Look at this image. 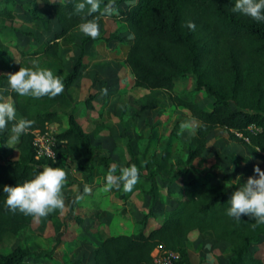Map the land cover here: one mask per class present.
<instances>
[{
	"label": "trees",
	"instance_id": "trees-1",
	"mask_svg": "<svg viewBox=\"0 0 264 264\" xmlns=\"http://www.w3.org/2000/svg\"><path fill=\"white\" fill-rule=\"evenodd\" d=\"M74 2L42 0V5L51 9L58 30L46 41L18 49L17 61L0 38V90L8 93L21 118L35 122L15 142L17 158L12 162L0 161V246L27 229L34 219L7 209L3 186L22 184L32 178L34 170L44 166L64 169L67 156L72 157L81 169L86 168L89 174L94 167L108 169L112 163L108 155L96 153L91 143L92 136L108 127L99 123L85 131L71 110L74 104L90 110L94 94L73 103L65 93L83 70L84 43L92 39L81 38L69 70L60 66L57 40L76 28L83 15L75 13ZM122 2L126 3L125 7L119 8ZM108 3L101 0L100 13ZM234 4L235 0H115L118 14H93L100 17L99 21L109 17L120 22L131 34L124 63L132 76V85L166 91L171 103L184 108L197 124L195 146L187 149L184 158L176 160L178 167H171L166 178L178 186L174 205L158 225L147 229L149 220L155 217V192L147 179L163 161L161 153L150 154L143 159L145 174L140 172L139 182L133 190L125 192L122 186L118 190L119 197L124 200L133 191L149 197V206L138 220L137 230L103 237L91 251L92 264H151L150 252L155 247L176 252L175 264H191L186 248L191 231H209L215 241L225 242L229 246L226 264H264L250 250L251 245L264 240V225L253 228L254 220L249 217L242 216L241 221H236L226 214L227 201L235 190L226 188L221 182L209 184L207 176L187 177L188 171L193 170L194 159L205 147L207 135L217 127L245 145L264 166V22L232 12ZM14 8V0H0V20L12 22ZM27 11L32 19H41L35 10ZM188 21L195 24L194 31L186 26ZM100 39L120 40L114 33ZM33 60L38 61L39 67L60 76L64 84L60 95L37 99L19 96L10 90L6 74L15 73L20 67H32ZM187 73L193 76L194 89L211 99L209 107H201L173 93L174 79ZM63 118L66 126L54 134L53 156L35 158L32 131H42L47 124H60ZM180 124L176 121L170 134L176 132ZM7 140V131L0 132V148H7ZM258 148L260 151L256 152ZM126 150L127 167L133 164L134 157L129 142ZM71 184L66 180L62 190ZM50 217L49 214L47 218ZM31 237L24 236L21 243L0 252V264H22L32 253L27 246Z\"/></svg>",
	"mask_w": 264,
	"mask_h": 264
},
{
	"label": "rangeland",
	"instance_id": "rangeland-1",
	"mask_svg": "<svg viewBox=\"0 0 264 264\" xmlns=\"http://www.w3.org/2000/svg\"><path fill=\"white\" fill-rule=\"evenodd\" d=\"M14 1L15 18L12 22L0 20V38L17 61L18 49H27L50 39L58 30V25L51 9L44 7L42 0ZM125 4L122 2L118 7L124 8ZM28 9L35 10L41 19H32ZM99 28V39L84 43V68L65 89V93L73 103L83 100L88 94H94L90 110L76 104L71 110L85 131H90L99 123L108 127L92 136L91 143L96 153L110 157L111 165L126 167L127 142L134 155L133 164L142 174H145L143 159L150 154H162V163L158 168L153 167L155 173L147 179L155 192V217L149 220V229L160 223L178 197V186L166 178L171 167H178L176 160L184 158L187 149L195 146L197 121L184 108L173 105L166 91L146 90L132 85V76L124 63L131 34L120 22L104 17L99 21ZM110 33L120 40L100 39ZM84 36L76 27L57 40L56 53L64 70L71 68ZM104 89L107 90L106 94ZM173 93L204 108L210 105L211 99L202 91L194 89L191 73L174 79ZM0 97L11 102L6 91L0 90ZM19 119L21 116L16 112V120ZM176 121L191 122V127L181 131L179 126L176 132L170 134ZM14 123L9 122L3 130L7 131L8 140L7 148H0L2 162H12L17 158L14 147L16 141L12 139L15 134L11 130ZM49 126L58 132L65 128L66 121L63 118L60 124ZM255 165L264 171L259 159L245 145L236 142L227 131L217 127L207 135L205 147L200 156L194 159L193 170L188 171L187 177L207 176L209 184L221 182L226 188L236 190L248 177L254 176ZM94 168L89 174L72 157H65L64 170L67 180L72 182L62 190L65 208L53 211L50 218L33 219L27 229L0 246V252H6L16 243H21L24 236L32 235L27 241L32 253L22 264H91V251L103 237L135 232L138 220L149 206L148 195L133 191L124 200L119 197V189L105 191L104 178L109 168ZM85 185L91 189L87 194L84 193ZM78 194L83 199L74 202ZM186 248L191 264H226L229 256V246L225 242L215 241L209 231L189 232ZM250 250L264 263V240L251 245Z\"/></svg>",
	"mask_w": 264,
	"mask_h": 264
},
{
	"label": "clouds",
	"instance_id": "clouds-1",
	"mask_svg": "<svg viewBox=\"0 0 264 264\" xmlns=\"http://www.w3.org/2000/svg\"><path fill=\"white\" fill-rule=\"evenodd\" d=\"M115 0H109V3L101 10V0H75L74 11L81 15V22L78 29L85 36L96 39L100 35L99 16L95 13L111 16L118 14L115 8ZM234 13H240L250 17L254 21L264 22V0H235L234 7L231 8ZM89 17H92L89 19ZM190 30H195V24L191 21L186 22ZM32 67H20L15 73H8L7 84L10 90L19 96L42 98L48 96L55 98L64 90V84L60 78L51 70L39 67L37 60L31 61ZM107 93V90H103ZM12 132L15 134L12 139L18 141L21 134L25 133L35 123L33 120L21 118L16 120V109L13 103L5 101L0 97V131L7 128L9 122H14ZM191 127V122L185 121L180 124V130L184 131ZM258 148L256 152H259ZM119 172L118 175L115 173ZM254 176L247 178L246 182L241 184L227 201L226 214L236 221H241L242 216H247L254 220L251 225L253 228L264 225V171H261L258 165L253 167ZM140 171L136 165L127 167L113 164L110 166L105 176V191L113 188L120 189L121 186L125 192H131L139 182ZM67 180L66 171L60 167L44 166L41 170H34L31 179L25 180L22 184L16 186H3V192L6 194L7 209L15 214L20 212L34 219L47 217L56 210L65 208V198L62 188ZM91 189L85 185L84 193L87 194ZM83 199L82 195H77L74 202ZM206 247H211L207 245ZM211 259V258H209Z\"/></svg>",
	"mask_w": 264,
	"mask_h": 264
},
{
	"label": "built area",
	"instance_id": "built-area-1",
	"mask_svg": "<svg viewBox=\"0 0 264 264\" xmlns=\"http://www.w3.org/2000/svg\"><path fill=\"white\" fill-rule=\"evenodd\" d=\"M54 124V123H53ZM50 124L44 126L42 131L33 130V146L35 149V158L52 157L55 144L56 131L51 130ZM151 264H175L178 254L171 250H165L155 247L150 252Z\"/></svg>",
	"mask_w": 264,
	"mask_h": 264
},
{
	"label": "crops",
	"instance_id": "crops-1",
	"mask_svg": "<svg viewBox=\"0 0 264 264\" xmlns=\"http://www.w3.org/2000/svg\"><path fill=\"white\" fill-rule=\"evenodd\" d=\"M104 18V17H103ZM91 264H92V262H91Z\"/></svg>",
	"mask_w": 264,
	"mask_h": 264
}]
</instances>
